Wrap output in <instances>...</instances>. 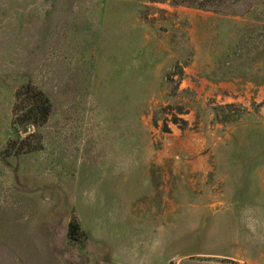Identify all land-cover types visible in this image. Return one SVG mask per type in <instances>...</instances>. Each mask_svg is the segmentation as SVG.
I'll return each instance as SVG.
<instances>
[{"label":"rangeland","instance_id":"obj_1","mask_svg":"<svg viewBox=\"0 0 264 264\" xmlns=\"http://www.w3.org/2000/svg\"><path fill=\"white\" fill-rule=\"evenodd\" d=\"M243 1L0 0V264H122L159 226L153 264H264L241 221L264 208V2ZM28 84L51 109L21 132Z\"/></svg>","mask_w":264,"mask_h":264},{"label":"trees","instance_id":"obj_2","mask_svg":"<svg viewBox=\"0 0 264 264\" xmlns=\"http://www.w3.org/2000/svg\"><path fill=\"white\" fill-rule=\"evenodd\" d=\"M149 3H169L172 7H183L197 9L212 13H225L232 11L237 4H248L251 7V3L243 0H148ZM252 2H264V0H252ZM15 103L13 112L23 109L26 104L27 109L24 116L19 120V122H25L34 118V122H39V124L44 123L50 113L51 103L39 90L28 84L22 88H18L15 92ZM25 141L21 142V146H25ZM14 143H8L7 151L13 150ZM22 150V147L21 149ZM19 150V151H20ZM39 151L37 145H28L27 152ZM17 153V152H16ZM23 154V153H17ZM67 237L70 240L78 241L82 237L80 233V226L75 217L71 218L68 223V233Z\"/></svg>","mask_w":264,"mask_h":264},{"label":"clouds","instance_id":"obj_3","mask_svg":"<svg viewBox=\"0 0 264 264\" xmlns=\"http://www.w3.org/2000/svg\"><path fill=\"white\" fill-rule=\"evenodd\" d=\"M84 203L95 205L98 190L93 187L83 194ZM241 221L248 232V240L253 245H264V208L245 207L241 211ZM167 244V229L157 227L144 239H133L121 247L119 255L122 264H153L160 257Z\"/></svg>","mask_w":264,"mask_h":264},{"label":"crops","instance_id":"obj_4","mask_svg":"<svg viewBox=\"0 0 264 264\" xmlns=\"http://www.w3.org/2000/svg\"><path fill=\"white\" fill-rule=\"evenodd\" d=\"M154 5H161L162 6V4H157V3H153ZM161 8V7H160ZM175 8H172L171 10L173 11ZM197 172H195V171H191V172H189L188 173V175H186V177H192V175L193 174H196ZM203 183V182H202ZM190 184H194V183H192V182H190ZM98 238V237H97ZM98 240H100V241H104V240H102V239H98ZM211 264H215V262H211Z\"/></svg>","mask_w":264,"mask_h":264},{"label":"water","instance_id":"obj_5","mask_svg":"<svg viewBox=\"0 0 264 264\" xmlns=\"http://www.w3.org/2000/svg\"><path fill=\"white\" fill-rule=\"evenodd\" d=\"M33 122H34V118H32V119H30L28 121L23 122L20 131L23 132V128L26 127V126H29V125L33 124Z\"/></svg>","mask_w":264,"mask_h":264}]
</instances>
